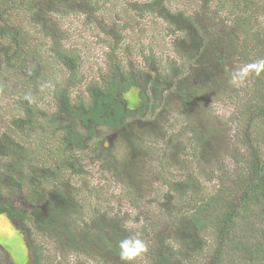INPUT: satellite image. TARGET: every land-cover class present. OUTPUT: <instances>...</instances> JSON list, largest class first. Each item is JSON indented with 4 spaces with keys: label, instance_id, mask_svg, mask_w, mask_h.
<instances>
[{
    "label": "rangeland",
    "instance_id": "obj_1",
    "mask_svg": "<svg viewBox=\"0 0 264 264\" xmlns=\"http://www.w3.org/2000/svg\"><path fill=\"white\" fill-rule=\"evenodd\" d=\"M29 1L41 4V0ZM55 1L51 15L61 33L69 34L65 46L79 56V81L71 100H82L84 111H91L94 101L87 86L108 79L114 70L123 71L138 82L123 93L127 107L136 112L126 118L125 128V124L114 129L96 124L95 136H90L89 125L71 119L67 112L56 114L46 88L27 91L22 84L29 74L0 58V202L35 210V220L27 222H14L0 213V264H32L30 242L40 249L42 264H124L118 252L109 249L107 239L119 243L136 232L148 251L135 264H151L157 254L171 264L234 263L227 253L218 257L213 252L215 211L213 217L201 216L203 231L198 241L186 245L189 254L182 250L185 225L189 226L193 211L211 197L228 201L236 175L248 174L245 152L251 147L264 149V125L254 122L255 114L248 110L253 92L260 94L264 89V74L251 75L239 87L230 84L232 72L254 61L260 52L252 47L253 39L244 46L241 33L231 34L240 12L233 9L234 0ZM148 1L162 2V12L139 6ZM18 4L25 6L21 1ZM260 10L251 12L252 33L259 29L264 33V9ZM49 43L34 46L45 57L51 55ZM9 56L3 57L12 59ZM29 64L36 66L33 59ZM54 71L53 81L61 83L65 73L57 67ZM156 78L159 86L153 83ZM186 88L203 92L188 104L179 94ZM67 126L83 140L59 152V137L66 134ZM197 133L209 136L206 151L201 152L194 138ZM25 155L29 167L11 173L8 167ZM66 159L76 169L62 170L59 180L67 185L65 189L57 187L51 177L46 181L43 168L66 164ZM185 181L194 186L193 193ZM39 182L41 196L34 203L24 201L22 192ZM57 190L69 198L56 201ZM229 200L237 201L233 195ZM54 203L74 213L67 222L60 214L58 228L68 229V235L62 231L54 237L43 223ZM256 204L250 210L241 209L237 237L255 241L254 227H264V201ZM215 206L210 202L211 211ZM86 231L97 235L96 241ZM117 231L120 236L113 234ZM247 256L239 260L241 264H247Z\"/></svg>",
    "mask_w": 264,
    "mask_h": 264
},
{
    "label": "trees",
    "instance_id": "obj_2",
    "mask_svg": "<svg viewBox=\"0 0 264 264\" xmlns=\"http://www.w3.org/2000/svg\"><path fill=\"white\" fill-rule=\"evenodd\" d=\"M20 1L25 5L23 8L19 7L18 2ZM226 1L227 0H223V3ZM37 2L39 1L30 2L29 0H0V58L2 57L7 61H12L14 67L18 71H24L26 74H29L27 79H25L22 84L26 86L27 91L31 88L33 91L37 90L38 86L46 88L44 93L46 92L54 101L56 114L67 112V115L71 116V119L76 116L77 118L83 117L84 120L88 118L109 124H121L123 126L127 120L126 118H131L136 112L135 110H131L127 107L126 100L123 96L125 91L133 86H138V82L135 77H133L130 73L127 74L123 71L117 72L114 70L112 74L108 76V79L94 81L93 84H89L87 88L91 93L90 95L94 101V106L91 111H84L85 106L82 103L83 101H73L70 97L72 89H74L79 81V56L74 50L65 46L64 42L69 34L65 32H63L64 34L61 33L62 31L59 30V27L54 21V17L51 15L54 5L53 3L56 1L41 0L39 7L37 6ZM161 5L162 2L159 1H148L139 4L143 10L158 12H162ZM232 7L234 10H240V12L238 13L236 20H234L233 28L230 29L231 34L236 35L241 33L244 37V43L246 44L244 46H249V41L253 39L255 45L252 47H258V51H260L258 52L259 56H256L255 60L264 58V33L260 34V29L256 30L257 33H252L253 22L255 19L253 20V17H251V12L254 11V14H257L260 9H264V0H234ZM31 15H33V17ZM29 16H31L30 22H28L30 19H27ZM240 17H242V19H240ZM251 20H253L252 23ZM30 27L32 30L33 27H35V32L32 30L30 31ZM47 41L50 42L48 45H52L51 55L43 57L40 53L41 48L36 49L34 45H46ZM8 53L10 54L9 57H12V59L3 57ZM31 59L35 61L36 66H30L29 62ZM53 66L65 73L64 75L66 77L62 79L61 83H58L57 81L54 82L52 79L55 72ZM172 68L174 69V67ZM157 78L153 81L155 86H159V79ZM48 84H51L52 87H45V85ZM144 91V87H141L139 94L143 100L146 99ZM31 92L30 94H32ZM201 92H203L201 89L193 91L186 88L180 91L179 94L181 96V100L189 104L191 101L190 99L194 97L196 93ZM253 95L254 97H252L248 102L249 114H255L253 118L254 122L256 121L257 123L264 125V89H262L260 94L253 92ZM126 126L127 124L123 127L125 128ZM65 131L66 134L59 137V140L61 141V144L59 145V152H66L71 148L70 145L80 144L83 140L82 136L77 135L78 132L76 130L74 131L71 127L67 126ZM198 135L199 133L194 135V138L196 139V142L199 143L201 152L204 150L206 151L205 148L209 145V136L206 133H203L202 136ZM199 139L203 140L202 144ZM262 153H264L263 148L256 149L254 147H251L250 150L245 152V161H247L246 163L248 164L249 169L248 174L244 173V175H240L239 177H237L238 174L236 175L234 179L236 184L231 190L229 189L228 201H225L224 199L218 200L217 198L211 197V201L206 200L200 205L197 204V209L193 211L191 217L189 218V226L185 225V227L188 228L185 230L186 237L182 240L183 252L188 251L185 247L189 242L198 241L199 235L203 231L201 226L202 224H205V221L203 223L202 220L203 217L205 215L208 218L211 216L213 217L215 214L213 212L215 211L217 212V215H215L213 223L216 227V233L212 236L215 238V243L213 244H216L214 245V254L217 253L218 257H222L224 256V253H227L229 256L228 258H231L234 261L232 264H241L239 260H241L243 256L247 255L245 263L264 264V227H254V231L256 232L254 235V237H256V239H254L255 241L247 240L243 237H237V234L235 233L241 209L250 210L251 206L254 204L264 201V158ZM60 155L63 156V153H60ZM234 157H238V162H242L239 158L240 155L234 154ZM15 160L17 164L11 165L12 169L11 166L8 167L9 171L12 170L11 173H13V171L22 173L24 165L29 167V159L26 158V155L23 159L20 158L19 160L16 157ZM66 160H68L66 164L64 163L54 167L49 166L43 168V174H45L43 177L46 178V181L50 182L51 177L57 187L61 186V188L65 189L67 188V185L63 181L59 180L63 174L62 170L64 171L67 168L73 172L76 169L70 159ZM63 165L64 167H62ZM20 176L22 177L21 174ZM43 177H41L40 180H42ZM39 183L40 184H35V186L31 189L33 190L32 196H30L29 192H22L20 189L23 197L26 201H29V203H34L33 199L36 196L40 197L43 193L42 184L41 182ZM184 184L192 191V193L193 190L195 191L194 186L189 184L188 181H185ZM29 189L30 188H28V190ZM56 193L58 194L56 201L60 200V197L58 196H61L65 200L69 197L64 196L63 192L60 190H57ZM74 194V191L71 192V196H74ZM232 195L234 199H237V201L229 200V196ZM210 202H215L216 206L213 208V211L209 208ZM262 212L264 213V205L262 206ZM0 213H6L9 216V219L15 221L27 222L29 219H31V221L35 220L34 209L14 207L10 201L3 203L0 202ZM60 214H63L65 222H67V218L74 217V213L62 210L61 206L54 203L49 207L48 217L43 222L44 225H48L47 229H52L51 231L54 232V237H59L58 232L66 231L63 230V228H58V224L61 221L60 217H62ZM202 215L203 217H201ZM183 218L185 220L184 216ZM37 224L38 227H40V222L37 221ZM110 231H115L114 227L110 226ZM194 232L198 234V237H195ZM66 234L68 235V229ZM85 234L89 236L92 241H96L98 238L97 235L91 234L88 231H86ZM113 234L120 236L118 231ZM69 239L73 240L72 234L69 235ZM119 240H121V238ZM246 241L251 242L254 247L248 250L247 248L252 247L253 245L246 243ZM107 242L111 251L118 252V243L113 240L109 241L108 239ZM78 246L84 252L87 251L85 248L83 249L82 245L78 244ZM30 249L32 264H42L40 249L38 247H33L32 242H30ZM1 255L3 254L1 253ZM154 258L155 259H153L151 264H171L170 262H166V257L162 256V254L161 256L160 254H157ZM4 262L5 261L3 259L2 263Z\"/></svg>",
    "mask_w": 264,
    "mask_h": 264
},
{
    "label": "clouds",
    "instance_id": "obj_3",
    "mask_svg": "<svg viewBox=\"0 0 264 264\" xmlns=\"http://www.w3.org/2000/svg\"><path fill=\"white\" fill-rule=\"evenodd\" d=\"M261 74H264V58H259L252 62L245 63L242 67L234 70L231 74L230 84L234 87H239L251 75L260 76ZM45 87L51 88L52 85L48 84L45 85ZM13 221L15 222V220ZM147 251V244L138 232L125 236L118 243V255L124 264H135V261L143 256ZM30 261L32 263V256Z\"/></svg>",
    "mask_w": 264,
    "mask_h": 264
},
{
    "label": "flooded vegetation",
    "instance_id": "obj_4",
    "mask_svg": "<svg viewBox=\"0 0 264 264\" xmlns=\"http://www.w3.org/2000/svg\"><path fill=\"white\" fill-rule=\"evenodd\" d=\"M77 120L78 118L76 117V116H74L73 117V120ZM80 120H81V122H83V123H85L86 125H89V135L90 136H95V125L96 124H99V125H101V126H103L104 124V126H106V127H108V128H110V129H114L116 126H118L119 124H109V123H106V122H102V121H95L94 119H83V117L82 118H79ZM73 129V128H72ZM74 131H75V129H73ZM78 132V131H77ZM77 135H80V133L78 132L77 133ZM29 192H30V196H32V194H33V190H31V189H29ZM63 195L64 196H67V194L65 193V192H63ZM58 197H60V199H63L61 196H58ZM21 198L24 200V201H26L25 200V198L23 197V194L21 195ZM69 198V197H68ZM66 200H67V198H66ZM4 201H9L8 199H6V200H4Z\"/></svg>",
    "mask_w": 264,
    "mask_h": 264
}]
</instances>
